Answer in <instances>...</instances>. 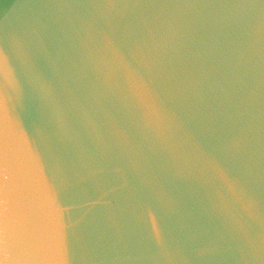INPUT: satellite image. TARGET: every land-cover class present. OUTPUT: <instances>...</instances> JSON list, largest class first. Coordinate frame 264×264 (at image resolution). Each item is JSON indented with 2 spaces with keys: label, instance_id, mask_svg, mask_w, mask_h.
Wrapping results in <instances>:
<instances>
[{
  "label": "water",
  "instance_id": "water-1",
  "mask_svg": "<svg viewBox=\"0 0 264 264\" xmlns=\"http://www.w3.org/2000/svg\"><path fill=\"white\" fill-rule=\"evenodd\" d=\"M0 264H264V0H0Z\"/></svg>",
  "mask_w": 264,
  "mask_h": 264
}]
</instances>
